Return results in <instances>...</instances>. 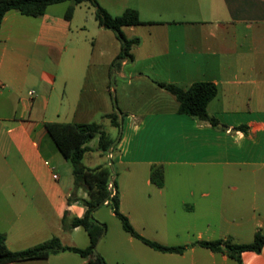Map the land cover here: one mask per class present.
I'll use <instances>...</instances> for the list:
<instances>
[{"label":"crops","instance_id":"obj_1","mask_svg":"<svg viewBox=\"0 0 264 264\" xmlns=\"http://www.w3.org/2000/svg\"><path fill=\"white\" fill-rule=\"evenodd\" d=\"M98 1L112 15L127 8L138 11L142 23L123 27L128 38H139L131 49L133 59L113 64L121 41L100 25L90 2L77 4L70 19L65 13L71 2L52 4L41 16L18 10L4 16L0 232L7 246L24 250L54 236L67 246L90 244L87 230L73 225L87 211L82 199L88 193L79 188L74 196V180L62 181L56 166L45 163L53 157L63 164L45 124L98 122L115 127L121 137L112 160L106 154L105 164H93L92 150L101 152L99 137H94L84 156L91 164L85 165L121 168L119 180H112L119 210L138 233L164 245L175 243L161 240L162 234H176L186 238L187 246L182 253L151 247L128 233L109 207L112 203H105L107 210L100 207L93 214L108 225L97 246L106 264H239L226 252L197 242L223 238L249 243L246 239L253 241L258 231L264 234V0ZM197 81L218 87L208 104L218 126L180 113L176 97L157 84L188 88ZM113 90L122 111L120 126L106 116L116 110ZM154 165L164 169L162 186L151 179ZM170 168L176 178L190 175L196 181L190 188L170 187ZM229 197L241 204L228 207ZM170 216H177L178 225L166 223ZM242 262L264 264V246L260 252H242ZM1 264L98 261L68 250Z\"/></svg>","mask_w":264,"mask_h":264},{"label":"trees","instance_id":"obj_2","mask_svg":"<svg viewBox=\"0 0 264 264\" xmlns=\"http://www.w3.org/2000/svg\"><path fill=\"white\" fill-rule=\"evenodd\" d=\"M70 1L65 16L70 19L73 16L75 6L83 2H90L96 6V18L100 25L112 29L116 32L121 41V50L113 61L117 64L125 59H133L132 47L139 43V38H128L123 27L128 25L141 24L138 11L127 8L120 15H112L98 0H0V27L5 14L9 10L30 16H41L52 4ZM157 84L172 93L179 102L178 111L199 120L209 121L213 126H218V118L211 116L208 112L209 102L217 95L218 87L210 81H197L188 88L178 86L173 83L157 82ZM116 104V101H115ZM122 111L117 107L112 113L106 116L112 125L120 126ZM46 131L64 158L72 163V174L74 180V196L79 188L85 187L88 197L82 199L87 206V211L83 217H75L73 225L83 226L89 236L90 244L86 248L63 245L61 240L54 236L49 240L33 247L14 251L6 243V236L0 232V264L19 260L45 258L52 253L61 251H74L84 257L97 258L98 264H106L104 257L97 252V246L101 238L106 234L108 225L98 221L93 212L105 204L110 198L109 182L112 181L111 170L108 165H97L89 167L84 164V156L91 148L87 145L94 137H99L97 149L102 153H108L111 148H115L121 137V131L117 138L108 132L104 125L98 122H47ZM239 128L245 129L242 125ZM151 179L157 186L164 183V169L162 165H154L151 171ZM116 187V182H113ZM72 199L70 198L69 201ZM111 203L116 216L120 219L123 228L130 234L140 238L151 247L164 251L182 253L186 250V245H164L157 241L146 238L136 231L128 216L119 210V196L116 193L111 198ZM197 244L207 247L213 251H224L230 257L236 259L239 264L242 262V252L253 250L260 252L264 246V234L257 232L253 241L249 243H238L231 239L200 240Z\"/></svg>","mask_w":264,"mask_h":264},{"label":"rangeland","instance_id":"obj_3","mask_svg":"<svg viewBox=\"0 0 264 264\" xmlns=\"http://www.w3.org/2000/svg\"><path fill=\"white\" fill-rule=\"evenodd\" d=\"M70 1H66V2H64L65 4L66 3H69ZM61 5H64V4H61ZM91 5V4H90ZM56 56V57H55ZM52 57L53 58H57V55H55V54H52ZM112 87H115V79L113 78L112 79ZM112 98H113V101L115 102L116 101V98H115V93H114V90H113V92H112ZM117 105V104H116ZM104 127H105V129L107 130V131H110L111 132V135L113 136V137H115V138H117L118 136H119V133L117 132V129L115 128V127H113V126H110V125H108V124H106V125H104ZM93 144L94 145H96V140H93ZM112 150H113V148H111L110 150H109V152L111 151L112 152ZM108 152V153H109ZM108 153H102V152H98L96 149H93L92 150V155L94 156V163L93 164H105L106 162H107V158H106V156H104V155H106V154H108ZM60 156L59 157H61L60 159H63L62 161H63V164H61V165H59V162L57 161V159L56 158H53V157H51L50 159H48L49 161H50V163H51V165L53 166H56V172L58 173V174H60V176H61V180L63 181V180H65L67 177H69L70 179H73V174L71 173V168H72V163H71V161H69V160H65L62 156H61V154H59ZM110 160H112V158H109ZM84 164H88V165H90L91 164V162L89 161V159L88 158H85L84 159ZM57 165H58V167H57ZM109 168H110V170H111V175H112V180H114V179H116V180H119V177H118V173H117V171L120 173V174H122V170H121V168L120 167H118L117 165L115 166V167H110L109 166ZM7 171H9V169L7 170ZM190 171L192 172L193 170H191V169H188V173H190ZM187 173V174H188ZM172 174H174V170L172 169V168H170V169H168L167 170V177H168V182H167V184L170 186V187H183V188H186V187H188V188H190V186H191V184L192 183H194L195 181H190V175H187V177H184L183 179H178V177L176 178L174 175H172ZM233 183H235V182H233ZM232 184V183H231ZM198 187H202L203 186V184L201 183V184H198L197 185ZM197 186H195L196 188H197ZM149 186H147L146 185V183L144 184V183H142L141 184V188H143V189H146L147 190V188H148ZM82 189L83 190H85L86 191V189H85V187H82ZM227 189H228V191L230 192V189H229V187L227 186ZM228 207H231L232 206V208H234V206H238L239 204H241V203H239L238 202V200H237V198H235V197H229L228 198ZM229 205H231V206H229ZM103 207V206H102ZM107 207V206H106ZM104 208L103 207V209H108V208ZM109 207H112V205H110ZM229 211H231V210H229ZM177 214H179V213H177ZM179 221H178V219H177V216H170V219L169 220H167V224L168 225H176L177 223H178ZM161 224H163V225H165V221L163 222V221H161ZM178 225V224H177ZM162 230L163 231H165V227H163L162 228ZM159 236H161V235H159ZM159 238H161V240H163L164 242H170V243H175V245H184V244H186L185 243V240H186V238L185 237H181V236H179V235H176V234H172L171 236H166V235H164V234H162V236L161 237H159ZM243 240V239H242ZM246 240H250V241H252V239H251V237H249V238H247ZM250 241H248V242H250ZM158 242H160V241H158ZM162 243V242H161ZM163 244H166V243H163Z\"/></svg>","mask_w":264,"mask_h":264},{"label":"built area","instance_id":"obj_4","mask_svg":"<svg viewBox=\"0 0 264 264\" xmlns=\"http://www.w3.org/2000/svg\"><path fill=\"white\" fill-rule=\"evenodd\" d=\"M34 93H35V91H31V94H34ZM108 156H109V158H112L113 154H112L111 151L108 153ZM45 163L47 165L50 164V162L48 160H46ZM53 177L55 179H57L58 178V174L56 172H54L53 173ZM108 188H109L111 194H110V198L108 200H106L105 203H111V198L116 195V188H115V186H114L112 181L109 182Z\"/></svg>","mask_w":264,"mask_h":264}]
</instances>
